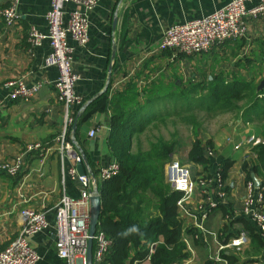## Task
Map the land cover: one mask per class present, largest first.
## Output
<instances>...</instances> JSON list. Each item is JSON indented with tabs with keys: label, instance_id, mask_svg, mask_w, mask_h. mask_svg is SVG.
I'll list each match as a JSON object with an SVG mask.
<instances>
[{
	"label": "crops",
	"instance_id": "obj_1",
	"mask_svg": "<svg viewBox=\"0 0 264 264\" xmlns=\"http://www.w3.org/2000/svg\"><path fill=\"white\" fill-rule=\"evenodd\" d=\"M229 1L97 0L88 14L86 44L80 46L67 35L71 66L79 75L75 91L82 97L80 104L70 105L68 109L54 99L53 81L58 75L57 68L44 65L43 59L50 51L48 40L44 38L38 45L29 41L31 26L43 34L47 33L45 14L50 1L16 0L14 6L19 18L7 25L0 17V161L23 153L21 170L16 176L0 173V251L18 235L22 227L20 211L27 207L42 211L48 222L46 229L29 237L30 245L39 255L35 264H66L55 247V209L63 195L77 197L80 184L62 172L63 167L66 170L72 164V160L57 137L64 129L66 113L77 122L88 104L106 90L103 91L110 66V94L124 91L130 83L138 89L163 83L167 93L192 86L204 92L216 75L228 83L234 78H242L250 85L256 94L255 106H252L253 99L241 100L233 110L216 114V125L208 130L198 128L195 133L203 143L209 142L207 147L213 153L210 159L212 171L217 170L223 159L232 161L223 177L225 196L218 205L226 206L231 218L242 216L246 182L250 180L255 185L254 177L259 186L264 184V157L256 152L259 144L264 145V85L258 89L264 75V14L248 17L245 32L240 38L225 41L207 51L184 55L159 49L168 26L206 16ZM256 2H248L246 7ZM10 3L11 0H0V9ZM74 8L72 3L65 4L64 21L67 20V12ZM15 78L22 79L27 86L39 83L38 92L28 99H10L9 89L3 85ZM87 101L90 102L82 110ZM156 104L160 108L152 109ZM167 104L171 107L173 100L169 99L165 102ZM163 105L155 102L146 112L164 111ZM112 112V107L98 110L78 125L76 123L78 134L77 140L74 138V147L78 153L79 146L87 154L89 168L95 175L98 167L113 161L108 145ZM91 129L95 130L92 137L89 136ZM250 136L259 142L246 144ZM34 142L45 146V154L26 150V146ZM237 144L241 146L236 148ZM209 190L213 195V185ZM196 201L189 202V209ZM217 206L209 208L202 221L207 232H200L203 244L194 249L197 258L213 256L221 243L217 236L210 234L216 235L226 222ZM260 210L264 212V204ZM182 218L186 224L192 222L188 215L184 214ZM234 227L241 228L239 224ZM247 237L246 245L237 252L242 260H245L244 251L249 248L250 238ZM253 259L249 264H264V251ZM140 264H149V261Z\"/></svg>",
	"mask_w": 264,
	"mask_h": 264
},
{
	"label": "trees",
	"instance_id": "obj_2",
	"mask_svg": "<svg viewBox=\"0 0 264 264\" xmlns=\"http://www.w3.org/2000/svg\"><path fill=\"white\" fill-rule=\"evenodd\" d=\"M251 90L242 78H234L228 83L220 75L212 78L204 92L192 86L167 93L163 83L142 89L130 83L124 91L110 94L108 84L106 90L88 104L77 125L92 112L112 107L108 145L112 159L118 164L115 175L96 181L100 197L96 232L102 231L110 239V245L103 259L99 262L93 260V264H140L144 261L149 264H183L192 254L187 243L192 249L202 247L200 231L185 225L176 205L182 193L173 190L166 180L165 164L177 148L174 136L169 140L158 136L147 149L137 144L135 150L132 149L133 137L143 133L149 125L164 123L171 116L189 122L195 136L200 127L194 115L196 112L214 116L233 110L241 100L253 99L252 106H255L256 94ZM169 99L173 100L171 109L144 115L155 102H162L165 106ZM77 134L76 127V140ZM66 139L71 140L69 132H66ZM207 146L209 142L203 143L195 136L187 152V161L192 163L196 172L194 179L199 175L209 177L213 172L212 161L206 154ZM256 152L264 157V145L259 144ZM231 165L232 161L228 159L221 161L218 172L222 177L226 176ZM217 207L226 220L217 232L218 241L224 243L241 230L250 238L249 248L244 251L245 260L237 252H220L225 264L253 262V257L264 251V236L248 217L231 218L226 206ZM235 224L241 228L234 227ZM199 258L195 254L191 264H223Z\"/></svg>",
	"mask_w": 264,
	"mask_h": 264
},
{
	"label": "built area",
	"instance_id": "obj_3",
	"mask_svg": "<svg viewBox=\"0 0 264 264\" xmlns=\"http://www.w3.org/2000/svg\"><path fill=\"white\" fill-rule=\"evenodd\" d=\"M15 1L11 0L9 6L0 9V17L7 25L12 24L19 18L15 9ZM50 6L45 14L48 25L46 34L39 32L34 26L29 28V41L32 45H38L42 39L48 40L50 51L44 57L45 66L57 68L58 75L53 81L54 99L64 104L66 109L70 105L80 104L82 97L75 91V84L79 79L78 73L72 69L71 48L67 42V35L80 46H84L88 40V14L97 4V0H49ZM253 0H230L212 13L176 23L168 26L159 44L160 50H171L174 53L192 55L207 51L215 45H220L228 40L240 38L246 29V19L264 14V0L257 2L247 8L246 4ZM72 3L75 8L68 11L67 20L63 16L66 13L65 4ZM79 6V8H77ZM4 87L9 89L10 99H28L34 96L40 84L27 86L20 78L9 79L4 82ZM73 119L67 113L65 115V126L57 137L61 147L65 149L72 160V164L62 172L64 175L80 184L79 195L70 197L63 195L58 201L55 209L53 223L55 231V247L60 258L65 259L66 264H86V254L89 235L90 220V197L94 194L97 180H105L118 172V164L113 160L106 166L98 167L97 174L91 176L85 172L79 174L76 165L82 161L80 154L74 147L72 127ZM69 132L70 141L66 139ZM95 130L89 131L92 137ZM230 141V138H227ZM259 140L254 136L246 139V144H256ZM241 144H237L239 148ZM27 151L37 150L39 155L46 152L45 146L40 142H34L26 146ZM207 156H212V149L206 148ZM23 153L16 154L9 160L0 161V173L16 176L21 170ZM217 170L209 177L199 175L194 179L190 169L177 160H172L166 165L165 176L172 189L182 193L176 205L182 215H188L192 222L185 223L197 228L202 234L206 233L202 227L208 209L217 206L219 200L225 196V182ZM213 185L214 193L211 194L209 186ZM190 198L197 200L194 207L189 209ZM264 204V184L255 186L252 181L246 182V194L243 200L241 214L248 217L262 236H264V212L260 210ZM22 227L18 235L0 251V264H35L39 255L29 243V237L40 232L48 226V222L42 211L31 208H23L20 211ZM201 234V235H202ZM213 237L217 234L211 232ZM93 260L99 262L103 259L110 245L102 231L94 233L93 237ZM248 241L246 232L241 231L237 236L228 239L225 243H219L216 252L208 259L221 262V251H240ZM189 246L191 258L183 264H191L195 258V251ZM228 253V252H227Z\"/></svg>",
	"mask_w": 264,
	"mask_h": 264
},
{
	"label": "rangeland",
	"instance_id": "obj_4",
	"mask_svg": "<svg viewBox=\"0 0 264 264\" xmlns=\"http://www.w3.org/2000/svg\"><path fill=\"white\" fill-rule=\"evenodd\" d=\"M163 104L164 103H162V105ZM155 108H157L156 110H158L160 108V105L156 104L152 109H155ZM162 108L171 109V107H169V104L165 106L163 105ZM146 114H148V112H146ZM194 115H196L200 123L199 128L208 130L211 126L216 125V122H214L215 115L210 116L208 114H203L201 112H196ZM193 134H194L193 126L189 122L182 121L180 117L171 116L169 118H166L164 123L158 122L155 126L149 125L144 130L143 133L137 136H134L133 142H132V149L135 150V148L138 145L142 149H147L149 147V143L151 141L154 142L158 136H161L162 138L166 140H169L174 136L173 139L177 141L176 153H174L171 159L165 164L164 169H166V165L170 161L177 160L180 163L185 164L190 169L191 175L194 178L196 174L194 166L192 165V163L187 161V152L191 146L192 140L195 137ZM208 157H210L211 159V156H208ZM214 171L215 170H213L212 173H214ZM194 200H195L194 198L189 199V201H194ZM243 246L241 248H243Z\"/></svg>",
	"mask_w": 264,
	"mask_h": 264
},
{
	"label": "water",
	"instance_id": "obj_5",
	"mask_svg": "<svg viewBox=\"0 0 264 264\" xmlns=\"http://www.w3.org/2000/svg\"><path fill=\"white\" fill-rule=\"evenodd\" d=\"M110 71H111V66L108 69V76H107V83L103 89V91L106 89L108 81H109V76H110ZM264 85V75L259 82L258 89L262 88ZM90 101H87L82 105V110L87 106V104ZM76 120L73 121L72 123V136H73V142H74V133H75V128H76ZM78 151L79 154L82 158V161L76 165L77 171L79 174H84L85 172L90 173L91 176H94L93 171L89 168V163L86 157L85 152L78 146ZM87 169V170H86ZM253 181L255 183V186H259L258 180L253 177ZM93 195L90 197V220H89V235L90 238L88 239V246H87V254H86V264H93V250H92V245H93V235L96 231V225L100 213V197L97 191V188L93 190Z\"/></svg>",
	"mask_w": 264,
	"mask_h": 264
}]
</instances>
